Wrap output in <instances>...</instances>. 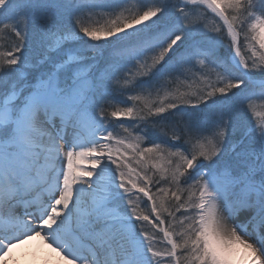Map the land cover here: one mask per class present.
<instances>
[{"label":"snow or ice","instance_id":"6c2138e0","mask_svg":"<svg viewBox=\"0 0 264 264\" xmlns=\"http://www.w3.org/2000/svg\"><path fill=\"white\" fill-rule=\"evenodd\" d=\"M258 106L264 0H0V257L264 264Z\"/></svg>","mask_w":264,"mask_h":264},{"label":"clouds","instance_id":"9594fccd","mask_svg":"<svg viewBox=\"0 0 264 264\" xmlns=\"http://www.w3.org/2000/svg\"><path fill=\"white\" fill-rule=\"evenodd\" d=\"M26 242H35L37 254H40V251L44 249L45 246L47 249L51 250L50 254L43 258L42 264H60V260L56 259V257L63 259L62 255L51 244L48 243L46 238L41 233H36L35 235L28 237L27 239L21 241L19 245H23ZM14 247L15 246H13L9 252L5 254V256L0 257V264H20V262L13 257ZM25 264H37V261H26ZM250 264H252V262H250Z\"/></svg>","mask_w":264,"mask_h":264},{"label":"bare ground","instance_id":"6f19581e","mask_svg":"<svg viewBox=\"0 0 264 264\" xmlns=\"http://www.w3.org/2000/svg\"><path fill=\"white\" fill-rule=\"evenodd\" d=\"M51 252L50 249H47L46 246L44 249L40 251V254H37V248L35 246V242L29 243L26 242L23 245H15L13 248V257L20 262V264H25L26 261H37V264H42L43 258L49 255ZM243 255V252L241 253ZM56 259L60 260V264H68L67 260L64 258L56 257ZM251 260L246 262V264H250Z\"/></svg>","mask_w":264,"mask_h":264},{"label":"rangeland","instance_id":"374dc122","mask_svg":"<svg viewBox=\"0 0 264 264\" xmlns=\"http://www.w3.org/2000/svg\"><path fill=\"white\" fill-rule=\"evenodd\" d=\"M103 40V39H102ZM105 43L107 41L103 40ZM264 117V108L260 109V115L258 117H256L257 119L263 118ZM129 123H131V121H129Z\"/></svg>","mask_w":264,"mask_h":264},{"label":"trees","instance_id":"16d2710c","mask_svg":"<svg viewBox=\"0 0 264 264\" xmlns=\"http://www.w3.org/2000/svg\"><path fill=\"white\" fill-rule=\"evenodd\" d=\"M100 43H105V42L103 40H101ZM262 108H264V107L258 106L257 109H256V111L260 114V109H262ZM260 119H264V117L263 118H260Z\"/></svg>","mask_w":264,"mask_h":264}]
</instances>
